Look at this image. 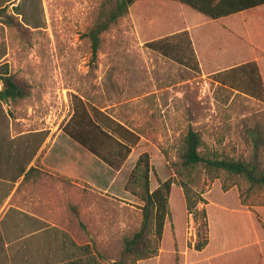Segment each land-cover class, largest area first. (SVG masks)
I'll use <instances>...</instances> for the list:
<instances>
[{"label":"rangeland","instance_id":"obj_1","mask_svg":"<svg viewBox=\"0 0 264 264\" xmlns=\"http://www.w3.org/2000/svg\"><path fill=\"white\" fill-rule=\"evenodd\" d=\"M103 1L0 0V76L13 75L27 91L16 101L0 99V177L4 173L20 174L45 143L43 154L59 134L61 139L67 138L64 126L81 99L90 110L108 114L139 135L127 159L120 168L112 167L114 170L69 137L71 148L61 150L67 160L72 154L89 163L96 158L109 170L105 169L104 181L116 177L109 192L93 195L91 188L83 189L88 203L102 206L106 221L121 225L113 228L115 239L106 241L97 260L104 264L119 260L124 237L141 226L144 202L133 193L141 187L138 183L129 189L127 186L139 157L147 152L150 189L155 190L169 178L174 180L160 242L164 250L160 264H180L181 251L192 248L208 233L201 213L194 215L187 209L182 180L194 198L206 199L207 203H199V209L210 211L213 227L221 219L220 204L236 206L240 197L249 206L264 205V185L253 186L243 176L205 163L178 175L173 163L179 158L188 130L201 132L200 150L205 158L255 162L264 170V141L260 145L264 100L217 83L215 76L197 68L191 50L170 57L148 44L187 30L193 47L192 34L201 30L224 47L219 54H226V60L235 56H231L230 45L215 24L194 27L191 34L194 23L209 17L177 0H137L125 17L100 35L95 50L89 32ZM34 168L24 186L33 187L38 172ZM57 178L64 189L70 187L71 182L64 177ZM8 188L0 181V208ZM40 190L37 186L35 191ZM235 217L241 220L239 214Z\"/></svg>","mask_w":264,"mask_h":264},{"label":"crops","instance_id":"obj_2","mask_svg":"<svg viewBox=\"0 0 264 264\" xmlns=\"http://www.w3.org/2000/svg\"><path fill=\"white\" fill-rule=\"evenodd\" d=\"M210 24L221 30L230 45L231 56H235L226 60V54L220 55L224 47L216 45L213 35L207 37L201 30L192 34L194 27L197 29ZM191 34L194 53L204 74L216 76L254 61L264 85V4L222 18L209 17L204 22L194 23ZM206 52L209 56L204 58ZM64 134L67 138L61 139L59 134L43 154L45 143L20 174L4 173L0 177V181L9 186L0 208V264H104L97 259L104 252L106 241H114L116 234L113 228L121 225L106 221L102 206L97 202L88 203L83 189L91 188L93 195L109 192L116 177L110 176L107 182L104 181L106 168L99 165L96 158H91L89 163L85 159L77 160L76 154H72L67 160L61 150L71 148L72 144L67 139L72 138ZM39 158L40 164L37 163ZM32 167L38 172L30 188L24 184ZM58 175L71 182L70 187L64 189ZM37 186L41 190L36 192ZM218 206L222 211L221 219L214 227L210 211L207 213V245L197 250L193 244L192 248L181 251V263L264 264V205H244L239 197L236 206ZM235 213L241 216V220L235 217ZM74 229L78 236L74 235ZM163 253L160 248L159 256L137 264L152 261L160 264Z\"/></svg>","mask_w":264,"mask_h":264},{"label":"trees","instance_id":"obj_3","mask_svg":"<svg viewBox=\"0 0 264 264\" xmlns=\"http://www.w3.org/2000/svg\"><path fill=\"white\" fill-rule=\"evenodd\" d=\"M136 1H103L97 22L89 32L95 50L99 45L100 35L110 29L121 18L125 17L129 13L130 7ZM177 1L212 19L229 16L264 4V0ZM3 11H5V7L2 9ZM188 35V31L184 30L159 40H153L148 42V44L170 57H175L176 53L182 50H191L194 58H196ZM195 61L199 69L197 58ZM0 77V83L3 84V88L0 90L1 100L16 101L26 96L27 91L25 86L17 81L13 75L7 73ZM215 77L222 85L229 86L233 90L237 89L241 91L242 89L245 93L264 100L262 77L254 61L226 70ZM242 85L247 86V88H244ZM63 130L72 139L116 169L121 167L131 152L133 145L139 139L138 134L108 114L97 109L90 110L81 99H78L77 107ZM254 134L256 137H259V133L254 132ZM262 141H264V130L260 128V145ZM202 144L203 138L201 132L193 128L189 129L185 136L179 158L173 163L174 170L178 175L183 176L195 166L205 163L207 166L224 170L229 174L243 176L253 186L264 185V170L261 168L259 170L255 162L227 158H205L200 150ZM107 148L109 150H106ZM150 168V155L145 152L139 157L135 168L131 172L127 186L129 189L131 185L138 183L141 187L138 193L135 191L133 193L139 195L140 199L144 202L142 207V223L133 235L124 237L122 255L119 260L112 264H136L141 260L153 258L159 253L166 219L169 215V199L174 180L169 178L162 181L152 191L150 189ZM182 181L188 211L194 215L201 213L204 219V228L206 227L209 233L207 210L205 208L199 209V203H207L206 199L203 197L194 198L185 181ZM242 203L248 205L243 199ZM208 233L206 237L203 238L202 236V239L196 243L195 248L197 250H202L207 245Z\"/></svg>","mask_w":264,"mask_h":264}]
</instances>
